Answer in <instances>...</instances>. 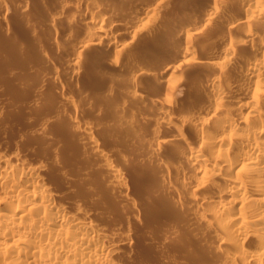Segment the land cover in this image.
I'll use <instances>...</instances> for the list:
<instances>
[{"label":"bare ground","instance_id":"1","mask_svg":"<svg viewBox=\"0 0 264 264\" xmlns=\"http://www.w3.org/2000/svg\"><path fill=\"white\" fill-rule=\"evenodd\" d=\"M5 1L0 0L4 20ZM139 1L106 2L98 8L96 0H73L74 10L63 24L48 27L56 34L62 25L59 29L68 33L54 44L67 46L69 78L76 83L86 54L91 79L112 77L125 96L140 100L144 111L127 114L150 125L147 137L143 135V160H155L163 147L176 155L169 162L157 160L156 168L170 166L185 177L176 183L162 177V184L184 193L174 196L173 204L195 222L196 235L208 241L217 264H264V0H146L151 2L147 6ZM101 9L124 10L127 17L121 14L126 19L116 20L106 11L100 17ZM55 12L47 10L50 22L59 19ZM73 30L82 42L69 37ZM138 53L153 60L147 65L142 57L145 67L137 64ZM169 60L178 64L169 68ZM45 61L57 70L51 58L45 56ZM103 63L107 74L97 73ZM165 72L182 79L170 85L161 77ZM185 78L193 79L188 87ZM142 79L162 84L158 99L135 92ZM48 81L62 101L77 104L62 92L61 77L55 74ZM111 88L107 83L103 90L91 89L108 95ZM68 118L129 203L125 165L111 168L91 125L77 119L74 108ZM46 153L36 142L0 153V264H142L126 258L132 235L123 226L121 208L127 203L97 220L92 213L98 206L90 209L95 201L86 203L87 208L78 198L81 187L70 194L72 201H62L55 190L60 184L54 181L59 162L50 158L48 166L42 159Z\"/></svg>","mask_w":264,"mask_h":264},{"label":"rangeland","instance_id":"2","mask_svg":"<svg viewBox=\"0 0 264 264\" xmlns=\"http://www.w3.org/2000/svg\"><path fill=\"white\" fill-rule=\"evenodd\" d=\"M96 1V5L99 4L98 8H103L106 2L115 1L116 4L122 0ZM137 1L133 0L134 4H139ZM144 1L140 0L142 3L140 5L151 4L150 1ZM6 2L5 20L0 11L2 14L0 18H3L0 19V153L10 154L21 150L25 142H36L46 147L48 153L43 155L42 159L48 164L50 158H56L59 162L57 169L64 172L60 177L57 170L58 176L54 178L55 183L60 184L56 185L59 188L55 189L58 190L56 193L58 197L63 198L62 201H72L71 195L81 187L79 200L90 205L95 201L94 206L86 204L87 208L92 207L90 208L92 211L98 208L96 209L98 211L92 213V218L102 219L109 214L112 207L124 205L126 199L124 202L118 187L109 182V174L95 157L84 134L69 121L68 115L74 108L77 119L91 125L97 139V147L106 155L111 168L125 165L123 173L127 186L125 195L130 202L127 201L121 209L125 214L123 226L131 232L134 242H131L133 248H127L128 251L132 250L127 252L126 258L136 259L142 264H217L215 257L209 252L208 241L196 235L195 222L173 204V197L177 194L182 197L184 193L180 190L176 193L162 184V177H167L174 183L185 177L170 166L166 170L156 168L157 160L169 162L175 159L176 155L163 147L154 157L155 160H143L142 156L146 152L143 135L147 137L150 125L140 117H129L127 112L130 110L143 112L144 104L140 100L125 96L126 92L123 91L122 85L115 84L112 77L107 76L108 79L103 78L101 81L91 79L89 75L92 65L88 62L89 55L86 54L76 83L70 80L64 63L69 58L67 46L55 48L54 44V41L63 42V37L65 38L68 33H62V29H59L63 28L62 25H58V31L61 32L56 34H52L48 27L52 23L57 26L58 21H61L58 23L61 24L66 19L74 10L73 0H6ZM44 8L53 13L56 11L59 19L50 22ZM105 11L101 9L100 17L107 12L112 14V18L115 16L113 19L116 20L121 17L124 20L127 17L124 10V13L122 10L106 13ZM121 14L125 17L123 18ZM69 37L79 42L83 39L77 30L69 33ZM124 37L121 35V40L126 39ZM143 55H139L136 61L145 67V64H150L153 59L149 56V60L146 54L145 57ZM45 56L55 62L57 70L46 63ZM142 57L146 59L145 64L142 63L144 61ZM166 64L167 67L173 68L178 63L169 60ZM106 67L104 63L100 64L97 73L107 74L109 71ZM55 74L63 79L62 92L77 99L75 106L62 101L58 91L48 81V78ZM161 77L166 78L170 85L177 84L182 79V76L180 78L179 75L169 72L163 73ZM192 80L183 79V85L188 87ZM106 82L110 88L115 84L116 87L113 86L115 91L111 88L108 95L107 91H92L94 88L101 87L102 90L107 88ZM161 86L159 81L151 84L148 79H142L137 84L135 92L158 99L160 91L163 90ZM150 106L154 107V104L149 103L148 107ZM40 136L41 140L38 139ZM187 143L192 145L193 142ZM176 145L179 146L178 143ZM51 163L52 161L49 164ZM95 206L98 207L93 208ZM132 206L135 209H131ZM132 210L138 213L139 219L137 216L135 218V214L132 216L134 213Z\"/></svg>","mask_w":264,"mask_h":264}]
</instances>
